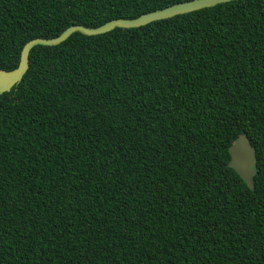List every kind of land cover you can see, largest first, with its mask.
<instances>
[{
  "label": "trees",
  "instance_id": "trees-1",
  "mask_svg": "<svg viewBox=\"0 0 264 264\" xmlns=\"http://www.w3.org/2000/svg\"><path fill=\"white\" fill-rule=\"evenodd\" d=\"M188 0H0L34 38ZM0 93V264H264V0L36 45ZM248 134L255 188L229 165Z\"/></svg>",
  "mask_w": 264,
  "mask_h": 264
},
{
  "label": "water",
  "instance_id": "water-1",
  "mask_svg": "<svg viewBox=\"0 0 264 264\" xmlns=\"http://www.w3.org/2000/svg\"><path fill=\"white\" fill-rule=\"evenodd\" d=\"M230 1L233 0H188L144 13L135 18H117L96 27L76 24L68 27L60 35L53 38H34L25 44L21 53L20 63L17 68L13 70L0 69V93L10 91L16 84L21 82L30 66V52L36 45H58L66 41L75 32H81L92 36L103 34L116 28H138L155 21L210 8ZM230 151L231 160L229 165L239 173V175L246 181L250 189H254L257 151L248 134L240 135L235 143L230 147Z\"/></svg>",
  "mask_w": 264,
  "mask_h": 264
}]
</instances>
